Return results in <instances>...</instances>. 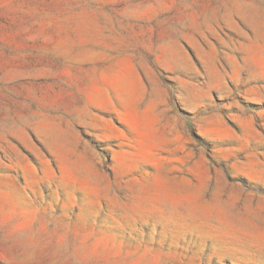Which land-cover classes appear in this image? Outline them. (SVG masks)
<instances>
[{
    "label": "rangeland",
    "instance_id": "obj_1",
    "mask_svg": "<svg viewBox=\"0 0 264 264\" xmlns=\"http://www.w3.org/2000/svg\"><path fill=\"white\" fill-rule=\"evenodd\" d=\"M0 264H264V0H0Z\"/></svg>",
    "mask_w": 264,
    "mask_h": 264
}]
</instances>
